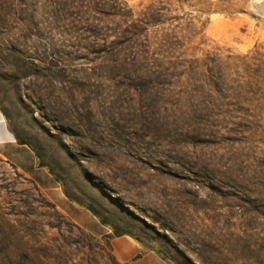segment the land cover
<instances>
[{
  "label": "rangeland",
  "instance_id": "obj_1",
  "mask_svg": "<svg viewBox=\"0 0 264 264\" xmlns=\"http://www.w3.org/2000/svg\"><path fill=\"white\" fill-rule=\"evenodd\" d=\"M121 1L202 33L140 77L102 0H0V110L85 227L91 206L111 230L0 158V264H121L113 228L169 264H264V0ZM211 227L231 245L201 248Z\"/></svg>",
  "mask_w": 264,
  "mask_h": 264
},
{
  "label": "trees",
  "instance_id": "obj_2",
  "mask_svg": "<svg viewBox=\"0 0 264 264\" xmlns=\"http://www.w3.org/2000/svg\"><path fill=\"white\" fill-rule=\"evenodd\" d=\"M194 1L197 3V6L199 5V11L202 13L209 11L210 6L213 5L211 0ZM100 5L110 8V12H113L111 16L121 18L120 23L122 25V30L120 29L118 32L119 37L117 38L122 46L120 52L124 62L141 65L140 67L142 70L136 72L140 77L163 75L164 72H159L158 69H161L164 60L170 59L171 61L174 57V53L177 52L176 49L189 46L191 42H193L192 39L202 33V31H198L196 24L192 20L186 23L184 18L180 16L169 18L167 13H169L170 10L165 8H157L151 5L145 10L136 13L132 9H129L121 0H102ZM85 7L88 10H92L89 5ZM97 7H99V5H97ZM175 22H178V24H174ZM131 51H133L134 54H132ZM174 59L177 58L174 57ZM191 63L192 65L199 64L197 60H193ZM180 65L184 67L183 63H180ZM193 73L194 72L191 70H183L181 72L172 70V72L168 74L165 73V75L173 78H184L186 76H192ZM202 73L203 72H198L195 75ZM212 88L213 90H211V93H218L215 87ZM201 105L202 107H206L204 103ZM211 105H213V103H211ZM17 140L19 144L26 145L21 138L17 137ZM88 210L94 216L100 218L103 225H109L95 208L89 206ZM113 229L115 237L127 235L138 240L129 232H120L116 228Z\"/></svg>",
  "mask_w": 264,
  "mask_h": 264
},
{
  "label": "crops",
  "instance_id": "obj_3",
  "mask_svg": "<svg viewBox=\"0 0 264 264\" xmlns=\"http://www.w3.org/2000/svg\"><path fill=\"white\" fill-rule=\"evenodd\" d=\"M0 158L13 165L19 172L32 179L52 201L67 214L74 222L96 236L111 234V230L100 224L93 216V225L97 232H92L85 227L84 221L79 214L80 207L72 204L64 197V194L54 177L40 165L34 151L24 144H19L16 135L8 125L0 110ZM113 253L121 264H169L156 251L130 236L115 237L112 240Z\"/></svg>",
  "mask_w": 264,
  "mask_h": 264
},
{
  "label": "bare ground",
  "instance_id": "obj_4",
  "mask_svg": "<svg viewBox=\"0 0 264 264\" xmlns=\"http://www.w3.org/2000/svg\"><path fill=\"white\" fill-rule=\"evenodd\" d=\"M202 231H203V236L200 237L199 239L201 248H206V247L214 248V246H217V249L221 250L224 247L227 248V246L229 247L231 245L229 239L226 238L222 233L223 231L221 232L223 235L219 234V232H217L216 228L214 227H211L209 229L202 228ZM229 237L231 238V235H229Z\"/></svg>",
  "mask_w": 264,
  "mask_h": 264
}]
</instances>
